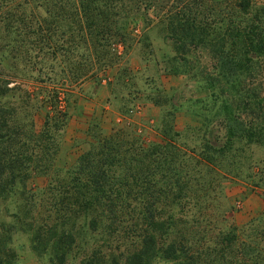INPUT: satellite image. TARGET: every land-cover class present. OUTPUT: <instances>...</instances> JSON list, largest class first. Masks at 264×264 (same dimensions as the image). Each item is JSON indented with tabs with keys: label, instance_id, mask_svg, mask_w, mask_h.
Returning a JSON list of instances; mask_svg holds the SVG:
<instances>
[{
	"label": "trees",
	"instance_id": "16d2710c",
	"mask_svg": "<svg viewBox=\"0 0 264 264\" xmlns=\"http://www.w3.org/2000/svg\"><path fill=\"white\" fill-rule=\"evenodd\" d=\"M140 14L153 16L168 47L143 63L186 76L191 96L164 103L154 96L164 89L151 88L159 112L143 118L154 138L140 119L105 126L107 106L83 112L87 146L58 163L75 85L124 53L115 45ZM124 76L108 80L111 90ZM28 78L50 84L38 90ZM261 147L264 1L0 0V199L23 203L14 200L2 226L26 231L50 264L77 254L80 264H264V215L231 224L225 194L226 182H240L264 198ZM35 178L44 184L28 199ZM11 263L0 247V264Z\"/></svg>",
	"mask_w": 264,
	"mask_h": 264
},
{
	"label": "rangeland",
	"instance_id": "374dc122",
	"mask_svg": "<svg viewBox=\"0 0 264 264\" xmlns=\"http://www.w3.org/2000/svg\"><path fill=\"white\" fill-rule=\"evenodd\" d=\"M263 1L264 0H256L259 4L263 3ZM151 16L152 15L145 16L142 14L136 16L134 22L129 24L127 34L119 40L122 47H125L124 53L116 55L117 57H115L114 63L102 69L98 76L88 78L75 85V95L72 98H75L76 102H69V104L73 103V107L69 108L71 118H69L64 134L66 135V144H64L66 147L65 151L58 157V163L66 160L67 162H71L75 158L76 149L79 147L85 148L87 146L84 142L86 138V126L83 123V120L86 118H83L84 116L81 117L85 112H92L95 110L94 108L107 106L104 117L105 126H109V123L114 121L112 119H115L116 122L120 117L124 119V121L120 122L122 124L134 118L136 120L140 119L139 121L142 124L141 127L144 130L143 136L154 138L157 131L156 126H150L147 120L149 119L150 122V120L156 119L155 117L158 115L159 108L150 101L148 95L150 94L151 88L158 85L164 89V93L166 94L158 92L154 94L156 97H161L164 103L165 99L168 100L170 95H174V100L177 102H182L183 99H187L191 96L190 85L192 82L186 76L162 74L160 72L162 64L159 63L156 65L154 60L146 63V65L143 63L144 58H160V53L157 48L168 49L161 39V33L158 27L153 25V21L150 22L149 19ZM147 32L151 35L150 41H143V36ZM143 42L150 43L151 45L145 46ZM153 50L154 52H152ZM121 74H125L124 83L119 82L116 87L114 86L115 90H111L112 85L107 83L108 80L110 79L115 82L116 77ZM99 76L102 77V83L100 82ZM28 79L29 85L31 87H35L36 85L38 90H44V87L50 84L47 81L44 83H37L36 81L35 83L33 79ZM164 96H166L165 99ZM137 104L142 105V116L140 117H137V114L140 113V110L138 111L136 109ZM184 107L183 110H179L176 114L177 126L180 129L190 117L189 113L186 111L187 105ZM95 111H97L95 112L97 114L100 112L97 109ZM38 112L39 111L36 113ZM143 116L148 119L143 118ZM41 120V114L39 113L37 123L40 124ZM155 123L156 122H154V124ZM255 158L264 160L263 147L256 149ZM42 184H44V179L40 178H35L34 181L28 182L26 185L28 193L25 189L24 195L28 199L35 198V194L31 197V192ZM225 194L227 203L231 206V208H229V211L232 212V217L229 220L231 224L244 226L259 215H264V198L256 189L249 190L240 182H226ZM14 200L23 204L19 194L18 196L16 195L15 198L12 196L10 198L7 197V199H0L1 257L4 260L11 261V264H50L48 255L37 254L31 249L29 234L26 231L14 229V233H11V230L6 232L3 229L2 223H4V225L8 222L10 223L13 219L12 213L17 210L18 203ZM247 212L251 214L247 215ZM6 234L9 235L8 238ZM77 255H73L69 258L66 264H80L79 256Z\"/></svg>",
	"mask_w": 264,
	"mask_h": 264
},
{
	"label": "built area",
	"instance_id": "2783aa9c",
	"mask_svg": "<svg viewBox=\"0 0 264 264\" xmlns=\"http://www.w3.org/2000/svg\"><path fill=\"white\" fill-rule=\"evenodd\" d=\"M115 48H116L115 50L117 51L118 54H120L122 52L123 47L120 43L116 44ZM118 121L119 122L123 121V118H121V117L118 118Z\"/></svg>",
	"mask_w": 264,
	"mask_h": 264
},
{
	"label": "crops",
	"instance_id": "0c3cea01",
	"mask_svg": "<svg viewBox=\"0 0 264 264\" xmlns=\"http://www.w3.org/2000/svg\"><path fill=\"white\" fill-rule=\"evenodd\" d=\"M246 214H247V215H250L251 213H250V212H247ZM248 218H249V217H248Z\"/></svg>",
	"mask_w": 264,
	"mask_h": 264
}]
</instances>
